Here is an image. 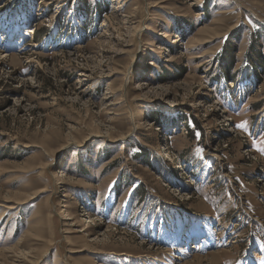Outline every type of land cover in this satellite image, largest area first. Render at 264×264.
Returning <instances> with one entry per match:
<instances>
[{
	"label": "rangeland",
	"instance_id": "rangeland-1",
	"mask_svg": "<svg viewBox=\"0 0 264 264\" xmlns=\"http://www.w3.org/2000/svg\"><path fill=\"white\" fill-rule=\"evenodd\" d=\"M3 210L0 264H264V0H0Z\"/></svg>",
	"mask_w": 264,
	"mask_h": 264
},
{
	"label": "bare ground",
	"instance_id": "bare-ground-1",
	"mask_svg": "<svg viewBox=\"0 0 264 264\" xmlns=\"http://www.w3.org/2000/svg\"><path fill=\"white\" fill-rule=\"evenodd\" d=\"M7 206H11V205H8ZM5 216V210L3 211H0V219H2L3 217ZM21 257V256H20ZM20 259V258H19ZM23 259V258H22Z\"/></svg>",
	"mask_w": 264,
	"mask_h": 264
},
{
	"label": "trees",
	"instance_id": "trees-1",
	"mask_svg": "<svg viewBox=\"0 0 264 264\" xmlns=\"http://www.w3.org/2000/svg\"><path fill=\"white\" fill-rule=\"evenodd\" d=\"M163 159H164V158H160V157H159V160H161V161H162Z\"/></svg>",
	"mask_w": 264,
	"mask_h": 264
}]
</instances>
